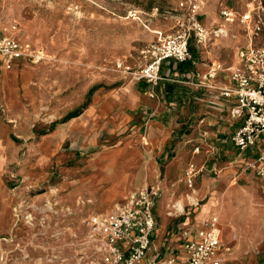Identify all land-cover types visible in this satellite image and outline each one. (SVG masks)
Segmentation results:
<instances>
[{
  "label": "rangeland",
  "instance_id": "obj_1",
  "mask_svg": "<svg viewBox=\"0 0 264 264\" xmlns=\"http://www.w3.org/2000/svg\"><path fill=\"white\" fill-rule=\"evenodd\" d=\"M192 4L197 5L204 25H225L229 29V36L212 41L218 44V57L226 62L236 57L238 42L234 35L241 31V15L264 16V0H0L2 32L19 35L28 45L26 62L34 69V127L41 131L68 112L82 110L98 95L126 90L132 75L126 69H118L116 62L137 67L141 49L156 38V31L169 33L179 23H188ZM225 6L237 14L233 24L225 22ZM240 34L243 39L242 31ZM192 48L200 46L192 41ZM24 60L21 58L20 62ZM23 71L26 79L33 75L31 68ZM212 118L213 128L215 124L225 126L227 133L234 129L228 116ZM192 146V142L185 144L183 160L171 177L163 173L170 164L166 158L159 161L158 175L142 183L161 190L155 202L157 232L153 248L165 256L179 247L175 222L182 217L177 218L183 211L177 205L180 200L187 211L214 200L211 213L226 221L224 234L231 247L222 264H264V179L226 162L212 170L214 158L204 157L203 147L199 155H194ZM233 146L224 148L236 152ZM81 151L85 156L90 153ZM227 155L230 153H222L218 159L222 161ZM75 158H71L73 166L88 157ZM190 162L203 166L195 179L196 191L184 183ZM54 171L49 180L43 179L40 188L27 191L13 205V222L3 234L6 239H0V264H99L84 242L89 219L97 214L95 203L85 195L70 197L71 188L64 189L61 173L56 167ZM203 189L206 195L200 198ZM189 194L198 197L197 204ZM29 214L30 222L25 218ZM166 222L168 231L164 234L160 224Z\"/></svg>",
  "mask_w": 264,
  "mask_h": 264
},
{
  "label": "crops",
  "instance_id": "obj_2",
  "mask_svg": "<svg viewBox=\"0 0 264 264\" xmlns=\"http://www.w3.org/2000/svg\"><path fill=\"white\" fill-rule=\"evenodd\" d=\"M241 31L243 39L240 38ZM241 31L236 35L237 48L247 41L242 26ZM215 44L199 45L200 49L191 47L193 59L190 61H165L157 85L132 77L126 84V90L98 95L82 110L70 111L72 116L67 115L68 112L41 131L33 123L31 83L34 69L26 62L28 59L24 63L17 59L11 67L0 68V239H6L3 234L13 222L11 212L16 201L26 196L27 191L32 193V190L40 188L43 179L47 181L54 174L55 167L63 177V188H71L69 196L90 197L95 203L96 213L110 212L131 192L145 186L142 183L146 178L158 175L162 159L169 158L170 164L163 173L171 177L183 160L185 144L190 142L193 143L194 155H199L203 147V156L214 158L212 170L226 162L240 165L246 171L247 164L257 156L259 147L246 152L235 146L236 152L225 149V146L232 145L228 140L231 131L227 135L228 128L219 124L213 128L212 117H229L228 110L214 109L206 101L196 99L206 94L205 88L198 85L201 75L215 63L230 65L236 61V57L232 62L221 60ZM207 45L210 49L205 48ZM29 68L33 75L26 79L23 70ZM196 147L199 151L194 152ZM83 149L90 153L83 155L80 152ZM228 152V157H222V161L218 159L222 153L225 156ZM72 157L88 158L73 166ZM250 171L255 175L253 170ZM205 195L204 189L199 192L200 198ZM187 196L197 202L198 197ZM180 203L183 211L177 218L182 217L175 222L179 247L171 253L180 251L181 233L185 228L198 227L216 214L211 213L216 205L214 200L204 203L200 209L192 207L188 211L182 200L177 205ZM155 217L157 220L156 213ZM220 223L223 243L231 250L224 234L226 221L220 219ZM167 229V222L160 224V232L165 234ZM158 252L155 247V252L150 251L149 256Z\"/></svg>",
  "mask_w": 264,
  "mask_h": 264
},
{
  "label": "built area",
  "instance_id": "obj_3",
  "mask_svg": "<svg viewBox=\"0 0 264 264\" xmlns=\"http://www.w3.org/2000/svg\"><path fill=\"white\" fill-rule=\"evenodd\" d=\"M222 15L227 24L236 21L233 9L225 6ZM239 22L247 41L237 48L235 63H215L201 75L198 85L205 88L206 94L196 99L206 101L214 109L228 110L231 127H234L228 140L241 152L259 147L257 156L246 169L264 179V16L252 17L247 13L241 15ZM229 34L225 25L214 28L204 25L199 19L197 5L192 4L188 23H179L169 33L156 31V38L141 49L137 67L126 66L123 61H117L116 67L126 69L136 80H145L155 86L161 79L160 71L165 61L193 59L192 41L204 45ZM27 48L26 41L19 35L4 34L0 22V68L11 67L17 59H26ZM196 151L199 147L194 148ZM202 170L203 166L194 162L185 169L184 182L191 191H195V179ZM160 191V187L145 185L131 192L124 202L115 204L110 212L90 217L84 242L97 263L222 264L230 248L223 243L218 214L211 215L198 227L185 228L178 253L149 256L150 251L155 252L153 237L157 232V220L154 207ZM25 218L30 222L32 214Z\"/></svg>",
  "mask_w": 264,
  "mask_h": 264
},
{
  "label": "bare ground",
  "instance_id": "obj_4",
  "mask_svg": "<svg viewBox=\"0 0 264 264\" xmlns=\"http://www.w3.org/2000/svg\"><path fill=\"white\" fill-rule=\"evenodd\" d=\"M178 206H179V208L182 210L183 204L180 203Z\"/></svg>",
  "mask_w": 264,
  "mask_h": 264
}]
</instances>
